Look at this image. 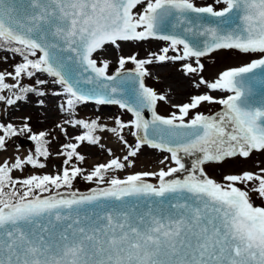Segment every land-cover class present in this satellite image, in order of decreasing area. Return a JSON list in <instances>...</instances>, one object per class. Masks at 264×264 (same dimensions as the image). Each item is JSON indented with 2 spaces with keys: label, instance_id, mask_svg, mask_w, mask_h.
<instances>
[{
  "label": "snow or ice",
  "instance_id": "1",
  "mask_svg": "<svg viewBox=\"0 0 264 264\" xmlns=\"http://www.w3.org/2000/svg\"><path fill=\"white\" fill-rule=\"evenodd\" d=\"M150 40L166 46L144 58L102 55L106 45L123 53ZM218 50L256 58L210 82L201 58ZM0 52L19 57L11 71L0 70V153L24 134L35 145L24 157L0 158V264H264V206L253 199L264 200V167L219 181L205 170L264 153V100L254 107L249 99L251 85L264 83V0H0ZM177 61L204 89L179 104L145 83L148 65ZM31 95L60 98L62 122L35 132L31 118L21 116L17 125L13 110ZM89 101L118 105L132 119L115 118L107 127L99 118H76ZM158 102L176 111L161 115ZM204 103L222 108L206 115L198 111ZM69 127L84 131L69 137ZM98 132H111L128 151L121 159L109 148L111 158L88 171L79 166L85 156L78 149H103ZM60 134L74 142L59 145L56 155L64 159L55 174L14 177L26 166L44 169L41 158L52 155ZM144 146L169 154L164 167L109 177L132 167L130 158ZM184 156L193 157L190 167ZM78 177L96 187L74 190Z\"/></svg>",
  "mask_w": 264,
  "mask_h": 264
},
{
  "label": "rangeland",
  "instance_id": "2",
  "mask_svg": "<svg viewBox=\"0 0 264 264\" xmlns=\"http://www.w3.org/2000/svg\"><path fill=\"white\" fill-rule=\"evenodd\" d=\"M211 2V0H197V3ZM166 46V42L150 40L146 42H141L138 45H128L124 47L123 53H118L114 46L107 45V52L102 53L106 59L115 61V58L119 54H130L134 52L139 53V58H144L149 52L156 51L158 52L160 47ZM173 54V53H170ZM7 55L9 58L7 61L3 57ZM256 58L252 55H246L239 53L236 50H218L214 53L209 54L206 57L201 58V62L204 64V71L202 75L209 80L210 82L217 76L222 70H226L232 67L243 66L246 63H249L251 59ZM16 60H19V57L15 59L12 58L10 53L0 52V70L7 69L11 71L10 65L15 63ZM181 62H166L164 64H153L148 65V71L150 75L145 77L146 86L153 88L158 94L166 95L169 100L173 98L174 103L179 104L186 102L190 94H194L204 89H196L192 82L186 77L183 76L180 70ZM115 65L110 68V73L114 71ZM156 67V68H155ZM134 65L131 63L126 65V70H132ZM158 71V75H152L153 72ZM11 82V81H9ZM27 84L29 81L27 78L23 81ZM52 88L58 89V85L51 86ZM50 91V90H49ZM214 96L223 95L221 93H212ZM171 98V99H170ZM38 99H44L45 105L41 107L36 103ZM62 102L60 98L52 97L51 95L39 98L34 95H31L27 101L18 102V106L15 107L14 111V122L17 125H20L22 122L17 119L21 116L30 117V125L33 131L38 132L41 130L53 129L55 123L62 122L64 119V114L61 113L57 108V103ZM171 103H173L171 101ZM169 102H158L157 111L161 115H169L172 111L176 109L171 107ZM222 108L218 104H208L204 103L198 111L211 115L220 111ZM194 110L190 115H195ZM7 119V117H5ZM76 118L85 119V120H94L99 118L101 124L106 125L107 127L115 126V118H120L124 122H128L132 119L131 113H128L126 110L121 109L118 105H97L96 103L87 102L79 105L76 110ZM58 131V130H57ZM83 129H72L68 128L69 137L76 134L82 133ZM57 133L54 132V135ZM126 140L130 143H134L135 138L130 135V130L125 129L122 133ZM97 135L101 136V143L104 145V148L101 149L99 146H90L86 143L82 144L78 151L85 156V162L79 166L85 170L90 171L96 164L104 163L109 160L107 149L111 148L114 156L123 158L127 154L128 149L125 148L120 141L114 136L111 132H98ZM21 138H27V134L14 137L7 144V151L0 153V158H10L14 156L24 157L35 150V145L29 144L26 146H19V141ZM74 142L69 141L62 134L59 135L58 139L52 141L50 145V152L52 155L47 159L41 158V162L46 164L44 169L32 168L31 166H26L23 172H14L13 175L16 178L27 177L32 174H55L59 169L64 157L57 156L56 153L60 150L59 145L62 143ZM256 153H253L252 156L246 160L237 159L224 164H215L210 163L205 165V169L209 176L218 181L222 178L223 175L228 173H235L241 170H258L260 167H264V153L259 154V158L255 157ZM169 156L165 152L159 150L151 149L147 146H144L141 151L137 154V157L130 158L133 161L132 167H126L122 171H117L115 173H109L111 175L119 176L120 178L126 177L128 174L134 172H143V171H158L164 165L160 164V161ZM75 162V161H74ZM167 163V161L165 162ZM150 181L156 182L155 179L149 178ZM96 187L95 183H90L82 178L78 177L73 182V189L79 190L81 192L89 191L91 188ZM47 195V194H45ZM254 204L256 206H264V200L254 197Z\"/></svg>",
  "mask_w": 264,
  "mask_h": 264
},
{
  "label": "water",
  "instance_id": "3",
  "mask_svg": "<svg viewBox=\"0 0 264 264\" xmlns=\"http://www.w3.org/2000/svg\"><path fill=\"white\" fill-rule=\"evenodd\" d=\"M128 71H131V70H128ZM125 95L126 97H129V98L131 97L130 87L125 89ZM249 99H250V102L253 103L254 107L261 106V101L264 100V83H261L259 80H257L251 85V94H250ZM89 102H93V101H89ZM144 115L146 119H151V113L147 109L144 111ZM31 143L32 142L30 140H26V139H20L19 141L20 146H25ZM192 159L193 157H188V156L183 157V161L188 167H190ZM87 192L88 191L82 192V193H87Z\"/></svg>",
  "mask_w": 264,
  "mask_h": 264
},
{
  "label": "bare ground",
  "instance_id": "4",
  "mask_svg": "<svg viewBox=\"0 0 264 264\" xmlns=\"http://www.w3.org/2000/svg\"><path fill=\"white\" fill-rule=\"evenodd\" d=\"M104 57H105V56H104ZM155 68H156V67H155ZM152 75H154V76L158 75V71L156 70L155 72H153ZM170 99H171V98H170ZM171 101L174 103L175 100L172 98Z\"/></svg>",
  "mask_w": 264,
  "mask_h": 264
},
{
  "label": "flooded vegetation",
  "instance_id": "5",
  "mask_svg": "<svg viewBox=\"0 0 264 264\" xmlns=\"http://www.w3.org/2000/svg\"><path fill=\"white\" fill-rule=\"evenodd\" d=\"M255 157H256V158H259L260 156H259V154L256 153V154H255Z\"/></svg>",
  "mask_w": 264,
  "mask_h": 264
}]
</instances>
